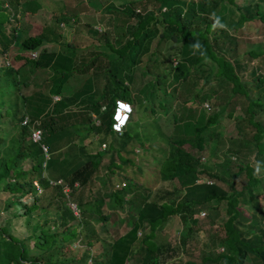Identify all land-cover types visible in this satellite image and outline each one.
Segmentation results:
<instances>
[{
	"label": "trees",
	"instance_id": "trees-1",
	"mask_svg": "<svg viewBox=\"0 0 264 264\" xmlns=\"http://www.w3.org/2000/svg\"><path fill=\"white\" fill-rule=\"evenodd\" d=\"M7 1L13 3L14 7L17 3H21V0H0V42L4 46L3 51L10 47L13 39H17L19 34L16 27H13L15 31L11 37L6 33L5 23L9 21L10 15V11L5 5ZM82 1L76 6L81 8L82 11L96 6L93 2L87 4V2ZM90 1L93 0L88 2ZM116 1V4L109 2L106 10L118 14L121 20L124 21V36L118 40V45L114 44L117 42L118 37L115 41H112L113 43L110 37L107 36L106 38L113 55H109L112 66L107 71L105 70V77H112L118 82L117 85L120 88L118 91L100 90L99 98L93 101L94 96L91 93L97 82L93 79L94 77L88 76L77 90L71 94L60 95L62 84L70 76L71 71L69 70L75 64L76 59L75 55H66L65 53H59V51L44 50L39 53L36 59L32 60L34 66L52 71L48 89L45 90L46 93L34 88H29L32 92L28 94L21 92L24 87L28 86V83L25 81L21 84L18 69L12 66H0V104H5L3 109L0 108V144L7 139L3 134H5L8 126L13 127L15 124L19 126V139L15 140L14 138L17 137L13 136L7 140L10 141L8 143L9 157L0 151V182H3L1 189L9 191L18 202H22L25 194L34 191L32 177L30 176L31 172L37 171L36 179L43 187L49 185L48 180H50L48 177H42L41 171L43 168L51 166V168L58 169V166L63 165L61 170L58 169L59 175L52 173L50 176L51 179L55 180L65 178L67 185H70L68 188L71 195L76 188L73 185L74 182L77 181L80 183L79 185H85L87 181L92 179L104 156L103 153L110 151L108 143L106 144L107 147L101 148L102 142L104 143L106 140L105 136L116 132L121 135L119 141L122 144L108 154V159L103 165V176L99 178L101 187L108 199L111 196L120 199L128 198L124 199L123 202H140V205L137 209V221L126 233L114 238L110 243V252L106 264H127L125 262L126 256L129 255L135 245L138 228L148 230L143 233V240L147 241L148 238L155 237V241L149 242L151 244L156 243L157 248L161 250L163 241L157 240V230L161 229L173 214L178 216V221L174 226L180 227L182 224L177 246L183 249L190 234L194 233L192 224L197 227L202 226L199 219L193 217L194 205L208 201L214 202L212 206L208 204V207L215 210H218L221 205L225 207L224 213L226 216L222 220L224 234L220 237H216L211 233L210 237L200 235L201 239L196 241L197 249L201 250L200 255L184 263L243 264L248 255L253 264H264V231L257 232L254 229V235H250L251 237L243 234L240 237H234L236 224L239 222L247 225L250 218L246 212L236 208L240 200L248 202L253 208L259 206L260 216H264V204L258 199V196L260 194L264 195V192L256 193L253 189L249 161L236 163L235 167L237 169L232 171L235 178L246 173V181L238 189L234 186L232 192H226L224 187L217 181L213 183L194 182L204 172L218 179L220 183L228 184V179L221 172L205 169L206 166L201 161L200 156L188 147L187 149L184 147L185 144H188L192 145L193 149L200 151L205 149L206 146H210L214 149L213 155H217L216 147L217 150H219V147H223H218L217 144L224 145L221 140L217 142V138L221 137L222 132H224L222 120L225 117H232L235 121L236 133L243 137L233 139L230 146L222 150V155L219 153L224 162L222 166L229 165L230 168L232 162L230 154L237 150L234 146L237 145L240 148L248 141L246 140L248 131L244 123L250 124V140L259 141L264 138V120L259 117V113L264 110V74L260 73L264 72L261 70V66L264 68V59L260 58L256 65L251 66L248 78L242 74L245 71L243 69L255 57L264 54V42H258L256 46H251L242 55L238 56L236 54L238 43L234 33L248 20L258 18L264 23V2L248 0L246 3L239 4L235 0H227L234 4L237 14L235 19L230 17L224 23L216 12L215 18L212 16L213 11L216 10L222 0H155L158 1L157 9L148 7L143 11L131 7L130 5L134 6V3H131L132 0ZM148 1L151 3L152 0ZM39 3V0H24V4L33 11L36 10L35 5ZM67 14L72 16L74 13L67 12ZM224 17L225 15H223ZM88 26L90 28V25ZM58 36H61V34L56 35V32L52 29H48L47 34L44 30L42 34L28 35L20 41V47L24 50L38 48L45 41H56ZM103 36H105V33ZM164 39L172 41L171 46L178 51V58L175 63L158 47ZM70 49V53L75 54V49L71 47ZM148 51L152 52L153 59H150L151 55L150 58L146 57L145 62L147 60L149 65L141 66L145 71H151L149 67L155 70L156 75L150 79L152 80L151 86H156L157 90H152V94L158 91L157 84L159 83H165L164 93H167L166 89L169 85L171 88L174 86V89L184 87L188 91L187 94H189L186 99L181 97L180 101L174 103L177 109L186 117L180 118V120L185 121L184 125H177L178 113L174 112V126H177L176 129L168 134L160 129L157 131V137H159L157 140H164L167 143L165 148L167 155L163 158L164 164L160 163V177L163 180L176 178L182 184L190 183V185L184 186L183 195H180L179 188L174 185L173 190L177 199L173 202L163 200L161 195L159 198L148 200L147 196L141 195L138 191V187L145 189V186L135 182L137 177L134 174V172L140 170L141 165L139 163L143 159V152L145 149L159 150L160 152L162 147L154 145L156 142L152 143L154 146L150 144L144 146L143 142L138 145H127L129 129L126 125L133 112V105L126 121V127L122 131L113 129L111 124L113 122L112 114L115 100L120 98L129 101V103L134 101L131 92L128 90L126 80L134 76L135 68ZM228 51L230 56L226 55ZM21 57L19 56V58ZM28 60L30 59L25 58V61ZM86 64V69L93 67L91 66L92 63ZM95 73L97 74L96 71ZM160 75L165 79H162ZM199 80L202 81L199 82ZM5 86H12L15 89L13 91L8 90L9 97L3 99L1 89ZM252 89L256 91V94L251 93ZM51 93L59 94L60 97L54 100ZM212 94H222L223 97H226V100L224 105L215 108L206 116L199 117L197 113L195 114L190 107L185 105L187 99L208 98ZM179 95L183 96V92H180ZM107 97L109 102L106 103L103 99ZM4 101H7L10 105L4 103ZM84 102L87 103L83 106L84 109L88 108L91 115L84 116L79 122L81 124L80 131L89 128L94 130L93 134H102V137L98 138L94 145L77 144L72 141L73 145L77 147L76 152H69L68 154H66L67 150L64 154L60 152L57 156L50 157L49 161L44 160L45 165H42L44 155L39 143L24 142L23 137L28 132V128L21 124L23 115L29 114L32 121H39L38 125L43 129L42 141L52 149L54 147L52 141L60 140L62 137L65 138L74 132L73 129L66 128L63 131L62 127L57 129L54 125L56 123L54 118H66L70 112L74 111L73 109L64 111L63 109L66 106L75 105L79 107ZM159 104L164 106L162 101ZM102 105H104V108H101ZM138 105L143 108L142 103H138ZM237 105L238 109L236 108ZM151 108L154 110L153 106ZM144 113L145 111L141 112V114ZM4 116L5 119H3ZM236 116L240 117L237 118ZM59 129L62 131H59ZM89 132L91 133V131ZM147 135L145 141L149 143L151 137L149 135L147 137ZM212 138L213 141L210 142ZM81 139H84V137L82 136ZM70 147L69 144L68 148ZM139 147L142 149L141 152L136 150ZM92 149L96 150L91 151ZM26 158L36 161L29 167H24L21 160ZM118 161L122 164L129 161L130 163H125L129 166L128 170L125 166L116 165ZM216 165L218 166V163ZM242 171L243 173L240 174ZM112 178L115 179L112 180ZM128 182L132 185L129 184L127 188ZM111 185H113L112 190L110 189ZM54 186L60 190L63 184ZM82 191L91 193L93 200L99 199L100 193L97 190L88 189L86 191L82 188ZM128 193H130V196H127ZM79 195H83L82 192ZM34 196H37L36 192ZM118 204L121 203L118 202ZM22 206L24 211H28L35 205L32 202L30 204L22 203ZM79 211L83 212L80 209ZM251 214H254V212ZM101 216L97 212L94 218L98 220ZM2 218H5V216L2 215ZM75 218L76 215L70 206L62 203V209L58 208L51 211L43 223L37 222L34 224V232L28 235L33 239L32 244L25 241L26 238L9 232L8 229L3 231L5 228L2 227L0 229V264H89L88 258L91 255L88 252H83L78 257L71 250L67 255L62 252L64 244L77 237L76 225L70 224L71 220ZM47 222H53L54 229L45 228L44 225ZM250 226L254 227L255 225L251 223ZM244 233L249 235L247 232ZM164 238V236L160 237L159 240ZM203 242L205 248L201 247ZM220 246L222 249H219Z\"/></svg>",
	"mask_w": 264,
	"mask_h": 264
},
{
	"label": "rangeland",
	"instance_id": "rangeland-1",
	"mask_svg": "<svg viewBox=\"0 0 264 264\" xmlns=\"http://www.w3.org/2000/svg\"><path fill=\"white\" fill-rule=\"evenodd\" d=\"M80 4L82 0H39V4H36V10H31L26 4H24V0H21V3H17L16 7L13 6V3H9L8 1L5 3L6 7L10 11L9 21L5 23L7 30L6 33L11 37L14 34V28L19 32V37L17 39H13V42L10 44V47L3 51L4 46L0 42V66H12L18 69L19 79L21 84L25 81H28V86L24 87L21 92L28 94L31 93L32 90L29 88H34L36 90H41L46 93L45 90L48 89L50 76L52 71H49L46 68H39L33 65L32 58L28 56L30 50L22 49L20 45V41L25 39L28 35H37L42 34L45 30V34L48 33V29H52L56 32V35L62 34L58 36L56 41H45L42 43L40 47L36 50L38 52L41 51H57L60 49V53H65L66 55H75V64L71 68V74L67 80H64L62 84V89L60 95L71 94L80 86L83 80L91 76L95 82H97L93 87V92L91 95L94 96V100L99 98L98 94L100 90L102 91H114L119 90V86L117 85V81L112 77H105V70L112 66V61L109 59V55H113L111 50L109 49V45L106 41L107 36L110 37L111 42L118 37L114 44H119L118 40L124 36V21L121 20V17L114 12L106 10L109 6V2L116 4V0H93L88 2L89 0H83L87 2V4H96V8L93 6L91 9H87L82 11L81 8H78L74 5ZM82 1V2H83ZM108 1V2H105ZM247 0H236L237 3H246ZM264 2V0H262ZM130 5L136 10L143 11L149 8L157 9L158 1L152 0L151 3L148 0H132ZM108 5V6H107ZM112 7V5H111ZM135 10V11H136ZM82 11L79 15V12ZM67 12L74 13L72 16L68 15ZM216 14L226 23L229 18H236L237 10L234 5L227 0L220 1L216 10L213 11V18H215ZM86 14V15H85ZM223 15L225 17L223 18ZM90 25V28L89 26ZM105 33V36H103ZM237 38V49L236 54L238 56L242 55L248 48L251 46H256L258 42H264V23L260 19H253L246 21L241 27H239L235 32ZM102 34V36H100ZM104 37V38H103ZM113 43V42H112ZM80 44V45H79ZM172 41L169 40H162L159 43V49L165 55H167L173 63L176 62L178 58V51L171 46ZM16 45V46H15ZM71 45V46H70ZM71 48L75 49V54L70 53ZM77 47V48H76ZM177 51V52H176ZM59 54V53H57ZM152 54L151 51H148L143 60L137 65L135 68L136 71L134 72V76L130 79L126 80L128 84V90L131 92L134 101H131V107L133 105V112L131 113L130 119L127 122L129 129V137L127 138V145H138L143 142L144 146L150 144L151 146L159 145L162 147V151L159 150L151 151L150 149H145L143 152V159L140 161V170L134 172L137 177L136 183L143 187H138V191L143 196H149L148 200H152L155 198H159L161 195L163 200L173 202L177 199V196L174 194L173 187L174 185L180 188L181 194L184 192L183 184L176 178L166 179L163 180L160 177V163L164 164V157H166V145L167 143L164 140L160 141L157 140V131L160 129L165 134L170 133L174 129H176V125L174 126V115L173 113L177 114L178 123L177 125L183 126L184 122L180 118H186L184 114H182L178 109L177 106L174 104L175 101H180L181 97L186 99L189 94L188 91L184 87H176L174 86H167V93L163 92L164 84L159 83L158 91L152 94V90H157L156 86H151L152 80L156 73L155 70L149 67V70L145 71L141 65L146 66L149 65L148 61L145 58H150ZM234 54V53H233ZM226 55H229V51L226 52ZM19 56H22L19 58ZM25 58L30 60L25 61ZM261 59H264V54L260 55V57H255V59L246 67L244 68L242 74L245 77H249L250 68L252 65H256ZM153 59V55L151 58ZM152 61V60H151ZM145 62V63H144ZM86 63H92V68L86 69ZM264 65V64H263ZM261 70L264 71V68L261 66ZM97 72V74L95 73ZM241 72V70H240ZM162 79H165L160 75ZM129 80V81H128ZM202 80H199V82ZM92 86V85H91ZM15 88L12 86H5L1 89V97L3 99L9 97L8 90L13 91ZM223 91V90H221ZM183 92V96H180L179 93ZM252 94H256L254 89L251 90ZM52 98L57 100L60 95L51 93ZM89 98V97H87ZM226 97H223L222 94H212L210 97H199L197 99L186 100V106L190 107L194 113L201 116H206L215 108H219L224 105ZM106 103L108 101V97L103 99ZM162 101L164 106H161L159 103ZM77 102V101H76ZM129 102V101H128ZM205 102L209 103L210 108H205ZM4 103L10 105L7 101ZM138 103H142L143 108L138 105ZM72 104V103H71ZM87 103L84 102L82 106H66L63 110H71L69 115L66 118L57 119L54 118L55 127L64 131L66 129H73L74 132L69 134L67 137H62L60 140L52 141L54 143V147L52 149L50 146L48 147V152L45 154L47 159L43 157L42 165H45V161H49L50 157L57 156L58 153L66 152V154L73 153L77 151V147L73 145L72 141L76 142L77 144H90L94 145V143L98 140V138L102 137V134H93L94 130L89 129L91 133L85 129V131H80L81 124L79 123L84 116L90 114L88 108H85ZM103 104V103H102ZM116 104V102H115ZM5 104H0V108L3 109ZM154 107L152 110L151 107ZM22 107V106H21ZM238 107V105L236 106ZM83 108V109H82ZM104 108V106H103ZM228 108V107H227ZM145 111L144 114L141 112ZM187 112V110H186ZM181 113V114H180ZM129 116L130 112H126ZM120 115V112L117 111V116ZM25 115H23L24 117ZM21 119V124L25 125L28 128V132L24 134V142H33L29 136L30 134V124H25ZM126 117V115H125ZM237 117V116H236ZM240 117V116H238ZM237 117V118H238ZM264 120V114L259 115ZM93 118V117H92ZM5 119V116L3 117ZM95 122V121H94ZM39 123V121H36ZM96 123V122H95ZM224 124V132H222L221 137L217 138V142L221 140L222 144H217L219 146H223L222 148L219 147L216 153L217 155H213L214 149L212 147L206 146L205 149H201L200 151L193 149L192 145L185 144L184 147L187 149H191L196 155L200 156L201 161L206 166L205 169L209 171H214L216 169V163H218L219 171L227 176V171L223 170L222 164V150L227 149L231 141L236 138H240L243 136H239L236 133V125L235 121L232 117H225L222 120ZM246 126V130L248 131L246 140H248L245 144L250 143L254 139L250 141V124L244 123ZM17 126V127H16ZM125 126V127H126ZM160 127V128H159ZM59 129V131H62ZM79 129V130H78ZM19 126L15 124L13 127L8 126L5 134H3L7 139L0 144V151L4 153L6 156L9 157L10 151H8V143L11 137L15 136V140L19 139L18 134ZM151 137L149 143L145 141L146 135ZM147 135V137H148ZM82 136L84 139H81ZM120 134L119 133H110L105 136V142L101 144V148L107 147L106 144H109L108 152L103 153L104 156L101 159V163L92 177L91 180L87 181L85 185H79L77 181L74 182V186L76 188L73 190L74 192L70 195V190L68 188L67 191H64L62 187L57 188L54 186L57 182H62L67 184L66 179L57 178V180L52 179L48 180L49 185L41 186L36 179L37 171L31 172L30 176L32 177V183L34 185V191L37 193V196H34L35 192H30L24 195V199L22 202H18L15 197L7 190H2V181L0 182V229L2 227L11 231V233L21 236L22 238H26L29 244L33 243V239H31L28 235L34 232V224L39 222L43 223L44 220L49 216L51 211L62 209V203L67 205H71V200L77 205V207L82 210L83 212H79L77 208L76 218L71 220V225L75 224L77 229V237L70 241H67L62 249V252L65 255L68 254L69 250L73 252V254L78 257L83 252H88L91 255L88 258L89 264H106L107 259L110 252V243L114 240V238L118 237L119 235L125 233L132 225L137 221V208L140 205V202H130L126 203L123 202L124 199H120L114 196L105 197L104 190L101 187L100 177H102V173L104 172V163L108 159V154L111 153L113 150H116L117 147H120L122 142H120ZM157 140V141H156ZM23 141V139H22ZM152 145V143H155ZM237 143V142H234ZM69 144L71 145L68 148ZM234 147L238 148L237 145ZM68 148V149H67ZM96 149H92L91 151H95ZM98 150V149H97ZM101 150V149H100ZM138 152H141L142 149L139 147L137 148ZM219 153L221 155H219ZM242 147L239 150H236V154H231V160L237 155H242ZM61 155V154H60ZM219 155V156H218ZM146 156V157H145ZM45 160V161H44ZM247 160L246 157H238L233 159L230 163V169L236 170L235 167L236 163H240L242 161ZM24 167H29L32 165L36 160L26 158L21 160ZM129 162V161H127ZM124 162L123 164L119 161L116 165L125 166L128 170L129 166L126 165ZM130 163V162H129ZM220 164V165H219ZM254 164V162H253ZM202 167V166H200ZM63 165L58 166V169L61 170ZM57 168H51V166H46L41 171L42 177L48 176L51 179L52 173L55 175H59L60 172ZM259 170V166H257ZM130 174L131 172L128 171ZM243 173L240 172V174ZM214 179L223 187H227L226 183H220L218 179L208 175V173L204 172L198 177V181L196 180L195 183L202 182L204 178ZM115 178H112L114 180ZM89 182V183H88ZM129 182L127 183V188L129 186ZM114 185V182H113ZM113 185L110 186V189H113ZM132 185V184H130ZM138 186V185H137ZM135 186V187H137ZM86 191L90 190H97L100 193L99 199L93 200L91 193L83 192L82 188ZM117 187V186H116ZM237 188V186H235ZM66 188V189H67ZM118 188V187H117ZM238 189V188H237ZM82 192L83 195H79ZM169 192V193H167ZM264 192V190L262 191ZM130 196V193L127 194ZM264 195L260 194L258 199L260 202L264 204ZM36 198V199H35ZM91 198L92 200H90ZM66 199V200H64ZM34 202V207H32L28 211H24V207L22 203L30 204ZM121 203V204H118ZM208 204L212 206L214 204L213 201L203 202L201 204L197 203L193 207V217L199 219V222L202 223V226H196L192 224L194 227V233L190 234V237L187 240V244L182 249L180 246H177V241L180 238V227L174 226L178 221L177 215H171V218L167 221L166 224L161 229L157 230V240L163 243V247L161 248V252L157 254V244H151L149 241H155V237L148 238L147 242L144 244L140 241V237L143 233L147 232L148 230L138 228L135 246L133 247L131 254H129L128 259L130 264H142L140 259L143 258L144 246L148 245L154 253H156V257L158 256L160 261H164L165 264H170V261L174 260V264H185L184 262L187 260L192 259L200 255L201 250L197 249L196 241L201 239V236H211V234L215 235L216 237L223 236V225L222 220L225 218L226 214L224 213L225 207L223 205L220 206L218 210L213 209L212 207H208ZM237 208H240L242 205L244 211L248 214V206L244 203H239ZM204 211V213H202ZM250 212H254V214H249L250 218L249 221L256 227H258L259 222L257 221L260 218V210L259 206H255V208L250 207ZM101 214V218L96 220L94 215L96 213ZM18 214V215H17ZM2 215L5 218H2ZM237 228L235 229L234 237H240L242 234L251 237L250 235H254L255 226L244 225L243 223H237ZM240 226V227H238ZM44 227H49L51 230L54 229L53 222L45 223ZM103 227L106 231L103 230ZM1 231V230H0ZM244 232L249 233L246 234ZM211 233V234H210ZM7 235V232H6ZM201 235V236H200ZM165 237L162 240H159L160 237ZM28 237V238H27ZM169 244V245H168ZM194 246V247H193ZM201 247H206L204 242L202 243ZM219 249H222L221 246ZM200 259V258H199ZM245 263L243 264H253L251 260H249L248 255L245 258ZM149 264H152L151 261H148Z\"/></svg>",
	"mask_w": 264,
	"mask_h": 264
},
{
	"label": "clouds",
	"instance_id": "clouds-1",
	"mask_svg": "<svg viewBox=\"0 0 264 264\" xmlns=\"http://www.w3.org/2000/svg\"><path fill=\"white\" fill-rule=\"evenodd\" d=\"M236 1V0H235ZM248 1V0H247ZM246 1V2H247ZM260 2H262V0H260ZM239 4H243V3H239ZM234 5V4H233ZM256 19H258V18H256ZM249 21V20H248ZM37 48H33V49H27V50H30L29 51V53H28V56L30 57V58H32V60H34V59H36L37 57H38V55H39V53L40 52H38L37 50H36ZM33 50H35L36 52H37V55L35 56V57H32L31 56V52L33 51ZM260 73H263L264 74V72H260ZM27 83H28V81H27ZM115 102H116V104H115V107H114V112H113V114H112V117H113V122L111 123L112 124V127H113V129H115V126L113 125V123H118V121H117V118H120L121 120H123L124 118H125V115L123 114V113H121L120 112V115L119 116H117V107H119L120 109H122V110H124L125 111V114H126V112H130L131 111V104L128 102V101H126V100H124V99H120V98H117L116 100H115ZM205 104V108L206 109H209L210 108V106H209V103L208 102H205L204 103ZM237 109L239 108V107H236ZM119 112V111H118ZM264 114V110H262L260 113H259V115H263ZM124 115V117L122 118V116ZM25 117H27V121L25 122L24 121V118ZM127 119H128V117H127ZM25 124H30L31 125V128H30V134H29V136H30V138H31V140L33 141V142H38L39 143V145L41 146V148L43 149V155H44V158L45 159H47V157H49L48 155L47 156H45V154L48 152V145H46L43 141H42V131H43V129H42V127H40L39 125H38V123H36V121H32V119H31V116L29 115V114H25V116L23 117V120H22ZM127 121V120H126ZM125 125H126V123H125ZM125 125L122 127V129L120 130V131H122L123 129H124V127H125ZM34 127H38V128H40L41 129V138L39 139V140H33L32 139V137H31V131H32V129L34 128ZM116 130V129H115ZM118 131V130H117ZM213 141V138L212 139H210V142H212ZM251 141V140H250ZM263 142H264V138H262V139H260L259 141L258 140H255V141H251L250 143H248V144H244V145H242V151H243V154L242 155H237L236 157H235V155H234V158L233 159H236V158H238V157H246L247 158V160L249 161V164H250V167H251V183H252V186H253V189H254V191L256 192V193H258V192H260V191H263L264 190V145H263ZM44 146L46 147V149L44 148ZM239 149H241V147L240 148H237V150H239ZM231 154H236V152H233V153H231ZM231 154H230V156H231ZM233 159L231 160V161H233ZM223 162V161H222ZM242 162H244V161H242ZM253 162H254V164H253ZM257 166H259V170L257 169ZM237 169V168H236ZM216 171H218V172H220L219 171V169H218V166L216 165V169H215ZM223 170H226L227 171V179H228V184H226L227 185V187L225 188L224 187V190L226 191V192H232V189H233V187L234 186H237V188H239V187H241L242 185H243V183L246 181V179H247V174L246 173H244V174H242L241 176H238V177H234L233 176V173H232V170L229 168V165H226V167L225 166H223ZM233 171H235V170H233ZM48 177V176H47ZM198 177H200V176H198ZM50 180H52V179H50ZM196 180L198 181V178H196ZM195 180V181H196ZM194 181V182H195ZM216 182V180H214V179H209V178H204L203 180H202V182H205V183H213V182ZM202 182H198V183H202ZM57 184H63V186H62V189L64 190V191H67L68 190V188H67V184H65V183H62V182H57V183H55L54 185H57ZM188 186V185H190V183L189 184H183V186ZM67 188V189H66ZM184 191H185V188H184ZM179 192H180V195H181V191H180V188H179ZM184 194V192L182 193V195ZM149 197V196H148ZM69 200H70V202H71V205H69L70 206V208H71V210L73 211V213L76 215L77 214V205L74 203V201L73 200H71L70 198H69ZM239 203H244V204H246L247 206H248V216H249V214H251L252 212H250L249 211V208L250 207H252V206H250L249 204H248V202H244V201H241L240 200V202ZM238 203V205H240ZM139 207V206H138ZM237 208V207H236ZM138 209V208H137ZM237 209H241V210H243L244 211V209H243V207H242V205L240 206V208H237ZM80 212V211H79ZM245 212V211H244ZM202 213H204V211L202 212ZM258 221V220H257ZM259 224H258V227H256L255 228V231H257V232H259V231H264V216H260V218H259ZM247 225H251V221H248V224ZM130 229V228H129ZM128 229V230H129ZM103 230L104 231H106L105 229H104V227H103ZM127 230V231H128ZM126 231V232H127ZM125 232V233H126ZM137 232H138V230H137ZM156 238H157V236H156ZM137 239H138V236H137ZM140 241L142 242V243H146L147 241H144L143 240V234L141 235V237H140ZM135 242H136V240H135ZM135 246V245H134ZM133 249V248H132ZM132 249H131V251H132ZM157 250H158V252H157V254L158 253H160L161 252V250L160 249H158L157 248ZM131 251H130V253L129 254H131ZM156 253H154L153 251H151V249H150V247L148 246V245H145L144 246V252H143V258H141L140 259V261H141V263L142 264H149L148 263V261H151V263L152 264H165L164 263V261H160L159 260V258H158V256H157V258H155L156 256ZM128 256L129 255H127L126 256V258L128 259ZM125 260V262H127V264H130L129 263V260ZM174 260H172V261H170V264H174V262H173ZM181 262V261H180ZM134 264H136V262L134 263ZM210 264H214V263H210Z\"/></svg>",
	"mask_w": 264,
	"mask_h": 264
},
{
	"label": "built area",
	"instance_id": "built-area-1",
	"mask_svg": "<svg viewBox=\"0 0 264 264\" xmlns=\"http://www.w3.org/2000/svg\"><path fill=\"white\" fill-rule=\"evenodd\" d=\"M36 55H37V52L35 50H33L31 52V56L35 57ZM117 111H119V112L123 113L124 115H126V117L123 120H121L120 118H117V121H118L117 124L113 123V125L115 126V129L120 131L122 129V127L125 125L128 115L125 114V111L120 109L119 107H117ZM24 121L25 122L27 121V117L24 118ZM31 137H32L33 140H39L41 138V129L38 128V127H34L32 129V131H31ZM44 148L46 149L45 146H44Z\"/></svg>",
	"mask_w": 264,
	"mask_h": 264
},
{
	"label": "crops",
	"instance_id": "crops-1",
	"mask_svg": "<svg viewBox=\"0 0 264 264\" xmlns=\"http://www.w3.org/2000/svg\"><path fill=\"white\" fill-rule=\"evenodd\" d=\"M74 5H75V6L77 5V4H76V1H75ZM81 12H82V11L79 12V15H80ZM85 15H86V14H85ZM61 35H62V34H61ZM18 37H19V34H18ZM18 37H17V40H18ZM15 46H16V45H15ZM19 46H20V45H19ZM57 51H59V53H60V49H58ZM83 82H84V81H83ZM83 82H82V83H83ZM82 83H81L80 85H82ZM79 87H80V86H79ZM79 87H78V88H79ZM78 88H77V89H78ZM103 106H104V105H102L101 108H103ZM92 114H93V116H95L94 113H92ZM123 117H124V115L122 116V118H123Z\"/></svg>",
	"mask_w": 264,
	"mask_h": 264
}]
</instances>
